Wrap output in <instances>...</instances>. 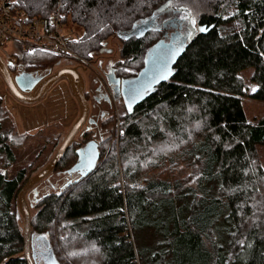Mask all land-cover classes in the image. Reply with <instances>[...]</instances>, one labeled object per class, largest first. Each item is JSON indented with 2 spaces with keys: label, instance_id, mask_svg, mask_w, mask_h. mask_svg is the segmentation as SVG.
Listing matches in <instances>:
<instances>
[{
  "label": "trees",
  "instance_id": "trees-1",
  "mask_svg": "<svg viewBox=\"0 0 264 264\" xmlns=\"http://www.w3.org/2000/svg\"><path fill=\"white\" fill-rule=\"evenodd\" d=\"M16 1L32 16H47L57 4ZM61 6L79 28L70 45L83 59L106 50L111 37L119 40L113 67L127 93L160 36L153 28L127 31L166 8L207 30L182 46L167 78L146 86L130 113L122 105L118 149L99 142L98 169L70 180L66 170L86 139L73 140L28 191L35 263L53 256L58 264H264V169L256 148L264 145V117L250 122L242 106L244 97L264 103V0H61ZM63 58L19 53L20 68L30 71L57 68ZM248 68L256 90L246 94L239 72ZM8 138L0 130L5 167L15 158ZM39 167L11 177L0 171V264H27L16 197ZM55 173L67 176L58 193L51 190Z\"/></svg>",
  "mask_w": 264,
  "mask_h": 264
},
{
  "label": "rangeland",
  "instance_id": "rangeland-1",
  "mask_svg": "<svg viewBox=\"0 0 264 264\" xmlns=\"http://www.w3.org/2000/svg\"><path fill=\"white\" fill-rule=\"evenodd\" d=\"M73 26L76 31L79 29L75 24H73ZM119 44L120 42L118 39L111 37L105 43L104 48L106 50L92 54L89 59L85 58V60H88L86 62L90 61V65L87 63L89 67L81 70L85 81V90L87 89L88 91L89 88H94L96 84L101 85L99 74L101 73L103 75L101 70L108 71L109 68L113 67L112 63H114V61L118 58ZM9 47L10 45L7 44L6 48L8 49ZM10 67L14 68L13 65H10ZM54 69H56V67ZM252 73V68L244 69L239 72V76L244 82L246 94L251 93L253 89L256 88V85L250 79ZM136 91L144 92L142 89H136ZM242 106L248 121L256 122L260 118L264 117V103L253 101L244 97L242 100ZM110 107V126L108 131L104 132L102 135H106V137H104L101 141L103 142L107 139V145L114 147L116 150L118 149L119 138L123 134L122 126L120 125L122 105L118 102V100H116L113 101L112 105L110 104ZM115 108L117 110V116L113 121V113H116ZM78 114L79 107L77 100L72 94L66 80H61V78H59V80L57 79L56 82L51 85L46 94H44V96L37 102L24 103L17 100L10 93L0 74V130L4 133H8V142L11 143L15 157L14 162L5 167L3 165L5 156L0 153V171L6 172L8 176L11 177L22 167H26L28 170L36 165H40L41 168L44 167L62 142L67 130L70 128ZM117 119L120 122V129H118ZM89 137L90 134L88 133L84 139H88ZM80 140L82 139L80 133L78 132L74 141L78 142ZM85 142L86 140H82L83 144ZM256 148L259 162L264 169V145H257ZM117 159H119L118 156ZM101 162L102 160L98 159L95 170L98 169ZM40 169H37L36 171L38 172ZM36 171L32 175L36 174ZM66 177L67 176L57 175L55 173L51 177V183L57 187L58 185H63L62 187H64V184L67 181ZM119 177L121 180L120 173ZM38 189L40 193L45 190L40 188ZM62 189H55L52 187L51 190L54 193H58ZM27 193L26 201L28 203ZM46 258V264H58L53 256H47ZM37 259L40 260V256H38Z\"/></svg>",
  "mask_w": 264,
  "mask_h": 264
},
{
  "label": "water",
  "instance_id": "water-1",
  "mask_svg": "<svg viewBox=\"0 0 264 264\" xmlns=\"http://www.w3.org/2000/svg\"><path fill=\"white\" fill-rule=\"evenodd\" d=\"M179 11V10H176ZM183 17L187 16L189 21V15L182 12ZM156 15L155 13L151 15V17L146 18L145 20L139 22L134 28L127 31L125 34H132L136 32H142L147 29H151L150 27L155 22ZM200 28V27H199ZM143 29V30H141ZM171 35L169 36L168 40H165V35L161 38L157 39L155 43H153L145 57L144 66L139 73L136 89L146 90L147 86V77L150 76V69H151V60L156 57L157 51L162 49V56L166 59H163L161 63L166 64V70L170 69L172 64L175 61L176 57L172 56V50L174 47V43L171 40ZM192 39V38H191ZM188 37V42L191 40ZM186 42L185 44H187ZM169 51V54L167 53ZM183 51L181 48L179 53ZM170 55V56H169ZM172 56V58H171ZM169 58L170 63L168 62ZM167 62V63H166ZM165 69V66L160 64L156 69L155 73L151 75L154 77L157 72H161ZM112 69L109 68L108 71H105L107 80L109 84L115 88L121 94L122 101L124 106L126 107V99L127 91L125 87V80L119 77H115L114 72L111 71ZM0 74L7 85L10 93L19 101L24 103H32L39 100L47 89L59 78H72L73 84V95L77 100V104L79 107V114L67 130L62 142L55 150L53 156L49 160V162L42 167L36 174L32 175L30 178L26 180V182L22 185L20 190L18 191L16 202L18 206V213L22 218V228H23V252L20 256H22L27 264H36L31 253V246H30V236H31V214L29 205L26 201V193L28 190L33 188L40 180L45 178L49 173L53 171L57 163L59 162L60 158L65 153L66 149L69 147L71 142L74 140L76 134L78 133L79 129L85 118L87 117V113L89 110V103L87 102L86 98L84 97L85 90L83 88L82 83V75L81 73L73 68V67H62L53 72H49V74L45 77L35 76L33 73L30 72H20L18 74L12 75L10 70L8 69V64L0 57ZM116 81H120V84H116ZM143 98V97H142ZM142 98L137 99L140 100ZM135 104V103H134ZM133 104V106H134ZM132 106V108H133ZM127 108V107H126ZM88 121H91V118H88ZM77 159L74 164L66 170L68 175L78 174L77 179L86 177L92 171L95 170L97 166L98 159L100 157V150L98 147V142L92 138L87 140L82 146L76 149Z\"/></svg>",
  "mask_w": 264,
  "mask_h": 264
},
{
  "label": "built area",
  "instance_id": "built-area-1",
  "mask_svg": "<svg viewBox=\"0 0 264 264\" xmlns=\"http://www.w3.org/2000/svg\"><path fill=\"white\" fill-rule=\"evenodd\" d=\"M56 3L47 16H32L16 0H0V54L7 63H18L20 52L41 50L89 67L87 63L90 61L86 62L88 60L75 53L70 45L78 40L80 31H76L73 23L64 18L61 0ZM7 44L10 45L8 49ZM99 80L103 89L110 94L111 102L116 101L109 82L101 73ZM115 111L113 121L117 116L116 108ZM117 123L120 129L118 119Z\"/></svg>",
  "mask_w": 264,
  "mask_h": 264
},
{
  "label": "flooded vegetation",
  "instance_id": "flooded-vegetation-1",
  "mask_svg": "<svg viewBox=\"0 0 264 264\" xmlns=\"http://www.w3.org/2000/svg\"><path fill=\"white\" fill-rule=\"evenodd\" d=\"M176 10L177 9H175V10L165 9V10L156 12L155 22H154V24H152L150 26L153 29H157L160 32V38L165 35V40H168L169 36L171 35L170 38H171L172 42L174 43L172 53H173V51H175L177 49H181L182 46L186 42H188L187 39L189 36H187V32L189 30H191V28H192L190 20L186 21V19H182V17H183L182 13L180 11H176ZM196 28L198 29L199 27L196 26ZM141 30H143V29H141ZM197 31H193V34L190 36V39L193 38V36L197 33ZM167 53L169 54V51H167ZM174 57H176V55ZM171 58H172V56H171ZM163 59H166V58L162 56V49H159L157 51L156 57L151 60V64H150V65H152L151 69H150L151 72H150V76L147 77V81H146L148 87L154 82V80H156V78L158 76L159 77L161 75L163 76L165 73H168L169 71H171L172 66L170 69L166 70V64L161 63V61ZM170 60L171 59L169 58V60H168L169 63H170ZM71 63H73V62H71ZM66 64L69 65L70 63L66 62ZM113 64L114 63H112V65ZM160 64H161V66L162 65L165 66V71H163L162 73L158 71L154 77H151V75H153L155 73L156 69L158 68V66H160ZM8 69L10 70L12 75L20 73V71L22 72V70H23L21 68H17V69L15 67L11 68L10 64H8ZM111 69L113 70V71L112 70L111 71L114 72V74H115L114 67H111ZM52 70L53 69H51V68H49L46 71H37V70L30 71V70L24 69L23 72H30V73L33 72L35 74V76L45 77V75H47L48 72L52 71ZM82 70H84V69H82ZM101 72L103 73V76L107 80L105 71L101 70ZM81 74H82V71H81ZM82 76H83V74H82ZM115 77H118V76L115 75ZM110 86H111V89L113 91V98L115 100H118V102H120L121 105H124V103L122 101L121 94L118 91H116L115 88L113 89V86L111 84H110ZM135 87L136 86H134L132 89H128V93L130 91H133V89ZM84 97L86 98L87 102L89 103V110L87 113V117L85 118V120L83 121V123L81 125L82 129L80 128L78 132L80 133L81 139L84 138L89 133L90 137L88 139H86V141L94 138L98 142V145H99V142L102 139H104V137H106V135H104V136H102V135L104 134V132L108 131L109 126H110V124H109L110 117H111L110 104L112 105L110 94L107 93L101 87V85L96 84L94 86V88H92V89L89 88L88 91H87V89L85 90ZM88 118H91L90 122L88 121ZM100 137H101V139H100ZM70 177H71L70 180L75 179L78 177V174H72V175H70ZM70 180H69V182H67L68 184L70 183ZM52 186L55 189H62L63 188L62 187L63 185H60V186L58 185V187H57L53 184Z\"/></svg>",
  "mask_w": 264,
  "mask_h": 264
},
{
  "label": "snow or ice",
  "instance_id": "snow-or-ice-1",
  "mask_svg": "<svg viewBox=\"0 0 264 264\" xmlns=\"http://www.w3.org/2000/svg\"><path fill=\"white\" fill-rule=\"evenodd\" d=\"M182 19H188V17L185 16V17H182ZM191 25H192L191 30H189L187 32V36H189V37L193 34V31L198 30L199 32H205L207 30L204 27H200L197 29L194 19L191 21ZM179 51H180V49L173 51L172 56L174 57L175 55H177L179 53ZM89 55H91V53H89ZM168 74H170V73H165L163 76L160 77V79H166ZM116 84H120V81H116ZM255 90L256 89H253V91H255ZM145 91H147V90H145ZM143 94H144L143 92H138V91H130L129 93H127L128 98L126 99L125 103H126V107H127L129 113L132 111L133 104L137 102V98L138 97L142 98Z\"/></svg>",
  "mask_w": 264,
  "mask_h": 264
},
{
  "label": "bare ground",
  "instance_id": "bare-ground-1",
  "mask_svg": "<svg viewBox=\"0 0 264 264\" xmlns=\"http://www.w3.org/2000/svg\"><path fill=\"white\" fill-rule=\"evenodd\" d=\"M36 51V50H35ZM30 52H32V51H30ZM0 57L2 58V56H1V54H0ZM63 60L65 61V62H69L67 59H65V58H63ZM70 64L69 65H59V67H57L55 70H57V69H59V68H62V67H73V68H75V69H77L78 71L80 70L79 68H82V69H84L85 67L84 66H82V65H80L79 63H77V62H73V63H71V62H69ZM75 63H77V64H75ZM10 65H13V67H15L16 69L17 68H20L21 66H20V62H18V63H15V64H13V63H9ZM55 70H53V71H55ZM53 71H49V72H53ZM21 72V71H20ZM23 72V71H22ZM49 72H48V74H49ZM80 72V71H79ZM31 73H33V72H31ZM18 74V73H17ZM34 74V73H33ZM47 74V75H48ZM35 75V74H34ZM47 75H45V76H47ZM59 80V79H58ZM56 82V81H55ZM51 87V86H50ZM49 87V88H50ZM49 88H48V90H49Z\"/></svg>",
  "mask_w": 264,
  "mask_h": 264
},
{
  "label": "crops",
  "instance_id": "crops-1",
  "mask_svg": "<svg viewBox=\"0 0 264 264\" xmlns=\"http://www.w3.org/2000/svg\"><path fill=\"white\" fill-rule=\"evenodd\" d=\"M64 65V64H63ZM79 69H81V68H79ZM82 70V69H81ZM81 70H79L80 71V73H81ZM62 79H64V80H66L67 81V83H68V85H69V88H70V90H71V92H72V94H73V89H72V84H73V79L72 78H61V80ZM82 83H83V88H84V90H85V81H84V78H83V76H82ZM47 91H48V89H47ZM46 91V92H47ZM46 92L44 93V94H46ZM44 96V95H43ZM42 96V97H43ZM38 101V100H37ZM37 101H35V102H37ZM32 103H34V102H32Z\"/></svg>",
  "mask_w": 264,
  "mask_h": 264
}]
</instances>
